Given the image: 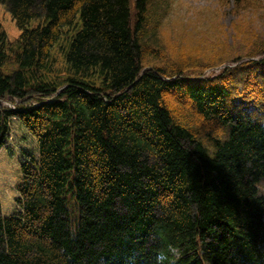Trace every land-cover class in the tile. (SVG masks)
<instances>
[{
  "label": "trees",
  "instance_id": "1",
  "mask_svg": "<svg viewBox=\"0 0 264 264\" xmlns=\"http://www.w3.org/2000/svg\"><path fill=\"white\" fill-rule=\"evenodd\" d=\"M153 1L0 0V148L10 118L38 148L0 264H264V39L194 74Z\"/></svg>",
  "mask_w": 264,
  "mask_h": 264
},
{
  "label": "rangeland",
  "instance_id": "2",
  "mask_svg": "<svg viewBox=\"0 0 264 264\" xmlns=\"http://www.w3.org/2000/svg\"><path fill=\"white\" fill-rule=\"evenodd\" d=\"M150 12L160 18L155 34H151L157 40L154 47L165 55V61L171 59L194 74L218 58L229 61L244 56L254 42L264 39V0H154ZM0 27L9 41L18 38L19 30L2 5ZM59 45H63L61 40L56 48L59 49ZM53 55L56 69L62 71V59L57 51ZM225 66L206 68L203 75L215 73ZM57 75L62 77L63 72ZM37 156L34 137L17 118H10L5 145L0 148L2 217L19 210L16 200L21 180L20 164ZM261 190L264 192V185Z\"/></svg>",
  "mask_w": 264,
  "mask_h": 264
},
{
  "label": "clouds",
  "instance_id": "3",
  "mask_svg": "<svg viewBox=\"0 0 264 264\" xmlns=\"http://www.w3.org/2000/svg\"><path fill=\"white\" fill-rule=\"evenodd\" d=\"M157 259H162V257H158Z\"/></svg>",
  "mask_w": 264,
  "mask_h": 264
}]
</instances>
